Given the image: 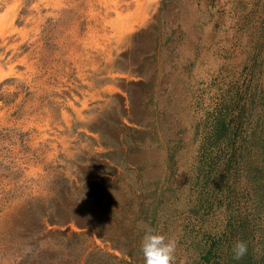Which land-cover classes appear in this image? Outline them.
Masks as SVG:
<instances>
[{
	"label": "rangeland",
	"instance_id": "374dc122",
	"mask_svg": "<svg viewBox=\"0 0 264 264\" xmlns=\"http://www.w3.org/2000/svg\"><path fill=\"white\" fill-rule=\"evenodd\" d=\"M146 226L264 264V0H0V264H143Z\"/></svg>",
	"mask_w": 264,
	"mask_h": 264
},
{
	"label": "clouds",
	"instance_id": "9594fccd",
	"mask_svg": "<svg viewBox=\"0 0 264 264\" xmlns=\"http://www.w3.org/2000/svg\"><path fill=\"white\" fill-rule=\"evenodd\" d=\"M177 241L166 237L151 227L144 228V234L139 243V251L143 264H175ZM232 258L241 260L248 254V244L243 240H236L231 247Z\"/></svg>",
	"mask_w": 264,
	"mask_h": 264
},
{
	"label": "trees",
	"instance_id": "16d2710c",
	"mask_svg": "<svg viewBox=\"0 0 264 264\" xmlns=\"http://www.w3.org/2000/svg\"><path fill=\"white\" fill-rule=\"evenodd\" d=\"M242 264H253V258L250 254H247L243 259L240 260Z\"/></svg>",
	"mask_w": 264,
	"mask_h": 264
},
{
	"label": "bare ground",
	"instance_id": "6f19581e",
	"mask_svg": "<svg viewBox=\"0 0 264 264\" xmlns=\"http://www.w3.org/2000/svg\"><path fill=\"white\" fill-rule=\"evenodd\" d=\"M240 50V49H239Z\"/></svg>",
	"mask_w": 264,
	"mask_h": 264
}]
</instances>
